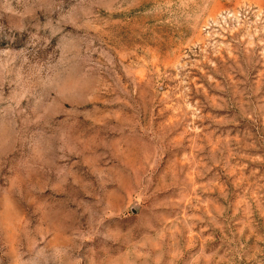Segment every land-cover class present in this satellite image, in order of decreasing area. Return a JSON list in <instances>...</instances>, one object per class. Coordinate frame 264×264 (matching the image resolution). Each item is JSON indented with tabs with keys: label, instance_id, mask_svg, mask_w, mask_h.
<instances>
[{
	"label": "rangeland",
	"instance_id": "1",
	"mask_svg": "<svg viewBox=\"0 0 264 264\" xmlns=\"http://www.w3.org/2000/svg\"><path fill=\"white\" fill-rule=\"evenodd\" d=\"M0 264H264V0H0Z\"/></svg>",
	"mask_w": 264,
	"mask_h": 264
}]
</instances>
